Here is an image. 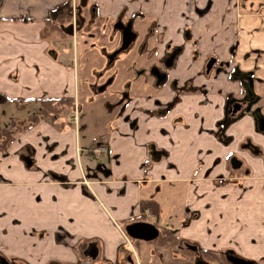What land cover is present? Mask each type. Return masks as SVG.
I'll use <instances>...</instances> for the list:
<instances>
[{"label": "crops", "instance_id": "1", "mask_svg": "<svg viewBox=\"0 0 264 264\" xmlns=\"http://www.w3.org/2000/svg\"><path fill=\"white\" fill-rule=\"evenodd\" d=\"M63 1L0 0V128L38 112L39 98L72 99L55 120L39 118L0 149V264H136L123 225L157 221L155 186L179 181L190 214L177 233L167 228L174 243L158 232L164 256L178 243L176 253L227 246L255 262L264 258V228L257 227L264 223V0H82L101 26L135 18L144 54L175 49L167 79L125 97L103 139L89 143L80 137L83 121L62 113L75 103L76 74L55 42L66 51L71 39L41 35ZM80 1L70 0L71 8ZM17 97L31 100L19 107ZM226 107L231 118L220 135ZM97 152L104 174L91 172ZM150 198L157 213L140 212ZM177 255L168 263L185 262Z\"/></svg>", "mask_w": 264, "mask_h": 264}, {"label": "rangeland", "instance_id": "2", "mask_svg": "<svg viewBox=\"0 0 264 264\" xmlns=\"http://www.w3.org/2000/svg\"><path fill=\"white\" fill-rule=\"evenodd\" d=\"M76 5L71 8V36L65 37L71 39V46H68V50L63 51L62 41H56L55 44L60 53L59 58L61 61L69 64L76 74L75 105L71 108L70 113L67 111L62 112L63 118L74 123H79L80 120L83 121L84 126L80 129V137L82 141L89 143V141L96 142L103 139L106 126L112 117L111 115L119 106V104L116 106L114 102L116 99L120 97L118 102L121 103L123 97H130L133 93H143L146 92V90L147 92L153 91L154 88L150 85L152 78L147 73L146 60L143 59L142 61L143 56L139 57L135 54V45L137 41L144 37L142 34L143 32L139 31L134 40L135 43L129 47V50H127V48H121V50L117 52L116 57L106 56V54H102L101 51L98 50L99 48L97 47L99 44L97 41L98 39H103L99 41V43H103L106 47L112 46L113 41L108 44L106 42L110 32L111 22L109 23L108 21L105 29L101 31L99 29L101 20L91 16L88 8L84 9L80 5V8L77 9ZM100 27L104 26L100 25ZM87 32L93 33L94 36L98 35L97 38L94 37L96 48L94 47V49L88 51L87 45L91 40L93 41V39L89 38ZM108 39L110 38L108 37ZM105 46L102 48L106 50L107 48ZM69 47L72 51H69ZM89 47L91 48L92 46ZM218 64L219 62H215L212 70L216 68ZM204 69L205 67H202V71H204ZM231 100L233 99L228 100V102H231ZM124 101L125 98L122 102ZM230 118L226 107L224 116L218 121V125L224 128ZM221 132L222 131L218 129L220 135ZM97 153L94 158L90 156L88 160L90 161L89 165H91V172H100L104 174L103 168L98 166V164L103 163V160L101 161L102 158H98L100 153ZM88 169H85V171ZM155 187L156 196L159 198L160 217L157 221L151 219V222H154L159 231L161 230V226H163L172 230L173 233H177L178 223H180L178 221L188 217L190 214L189 210L183 204L185 182H175L174 186L170 188L165 187L164 184L159 187L156 185ZM257 227L260 232L261 228H264V223L259 224ZM130 241L132 243L130 251H134L135 253V257L137 258L136 264H178L176 262L168 263V261L172 260L171 258L174 254H179L182 257V261L185 259V262H182V264H218L217 261H215L216 257H211L209 254L202 255L201 253L199 256H194L186 246L182 248L179 253L174 252L175 250L173 249L171 250V248L178 245V243L174 244V246H169L170 249L167 250H170L173 256L167 257L163 255V250L165 248L157 245L158 240L156 238L150 240L130 238ZM181 245H183V243ZM143 247L147 248L146 257H141L143 254ZM221 250L233 251L234 249L223 246L217 250L211 251L215 254ZM180 256L177 255V257ZM240 256L243 258L245 257L243 254H240ZM262 257L263 256H260L256 262L264 264V258ZM148 258L149 261H147ZM247 259L253 260V258ZM10 263L22 264L18 261H11Z\"/></svg>", "mask_w": 264, "mask_h": 264}, {"label": "trees", "instance_id": "3", "mask_svg": "<svg viewBox=\"0 0 264 264\" xmlns=\"http://www.w3.org/2000/svg\"><path fill=\"white\" fill-rule=\"evenodd\" d=\"M70 0H65L58 5H56L53 9L50 10L47 18H46V27L45 31L42 32L43 35L53 34V36H57V38H65L71 36L70 30V21H71V4ZM77 4V3H76ZM82 4V0L80 1V5ZM80 5H76V8L79 9ZM6 97L0 96V101H4ZM15 102L19 107L28 103L31 99L26 98H14ZM37 100V99H36ZM40 103V108L38 112L32 113L24 118L19 119H11L10 124L5 128H0V149H2L6 144H8L14 134L18 131H23L34 123L37 122L39 118H47L49 120H55L58 116L59 112L65 107L72 105V99L70 97H43L38 99ZM221 131L222 127L217 126ZM97 146V144H95ZM94 146V147H95ZM94 175V174H93ZM146 207H149L153 214L157 213V203L153 199H144L139 203V210L142 212ZM170 230L167 228H161L160 235L161 238H165L169 240L170 243H174L175 240L170 236ZM164 236V237H163Z\"/></svg>", "mask_w": 264, "mask_h": 264}, {"label": "flooded vegetation", "instance_id": "4", "mask_svg": "<svg viewBox=\"0 0 264 264\" xmlns=\"http://www.w3.org/2000/svg\"><path fill=\"white\" fill-rule=\"evenodd\" d=\"M134 20H135V18H130L129 16H127V17L118 16L115 20H113L111 23V26H110V32L107 36V44L109 42H112V41H113V44L110 47H106L103 43H101V42L99 43L100 39H98V41H97V43L99 44V46L97 47V48H99L98 50L101 51L102 54H106V56H114V57H116L117 52H119V50H121V48H127V50H129V47H131V45L135 43L134 40L136 38V35L139 33L135 29L136 27L134 26ZM104 27H105V25H104ZM104 27H103V29H104ZM87 33L89 34V38L93 39V41L91 40V42H89V44H90V46L93 45V47H94L95 46L94 37L97 38L98 35L94 36L93 33H89V32H87ZM108 37L110 39H108ZM144 42H145L144 38L137 41V43L135 45V52H136L135 54L138 55L139 57L143 56L142 61L144 59L147 62L146 70H147L148 75L152 78V81H154L155 84L160 83V85H161L162 84L161 82H163L167 79V69L169 67H171V65H172L171 61H172L175 49L171 48V49H168L166 52H164L162 55H157L156 49L151 48L146 54H143ZM100 45L105 46L107 49L106 50L103 49L102 48L103 46L101 47ZM204 66H205V64H204ZM107 80H109V79H107ZM103 87H104V85H103ZM124 98L125 97H123L122 99L124 100ZM118 99H116L114 102L117 103V105L119 104L118 107L121 110L124 106L123 105L124 102H122L123 100H121V103H120V102H118ZM232 106H233V104H232ZM230 254H235V255L240 256V254H237L236 252H234L232 250H227V251L221 250L215 254H213V252H212V253H209V256L216 257L215 261H217L218 264H233L230 260H228V256ZM253 264H262V263H258V262L254 261Z\"/></svg>", "mask_w": 264, "mask_h": 264}, {"label": "water", "instance_id": "5", "mask_svg": "<svg viewBox=\"0 0 264 264\" xmlns=\"http://www.w3.org/2000/svg\"><path fill=\"white\" fill-rule=\"evenodd\" d=\"M214 61L213 57H210L207 59L205 62V69L204 72L207 73L212 66V63ZM238 108V104H234L231 107V111L234 112ZM230 165L232 168H236L240 165V160L237 159L236 157H231L230 160ZM123 231L125 234L134 239H142V240H150L153 239L157 236L159 230L155 226V224L151 221L147 220H133L130 222H127L126 224L123 225ZM228 260H230L233 264H253L254 261L243 258L239 255L235 254H230L228 256Z\"/></svg>", "mask_w": 264, "mask_h": 264}, {"label": "built area", "instance_id": "6", "mask_svg": "<svg viewBox=\"0 0 264 264\" xmlns=\"http://www.w3.org/2000/svg\"><path fill=\"white\" fill-rule=\"evenodd\" d=\"M101 150V148L100 147H98L97 149H96V151H100Z\"/></svg>", "mask_w": 264, "mask_h": 264}]
</instances>
